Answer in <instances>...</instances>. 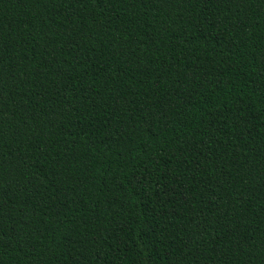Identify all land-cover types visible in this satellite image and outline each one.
Wrapping results in <instances>:
<instances>
[{
    "label": "trees",
    "instance_id": "16d2710c",
    "mask_svg": "<svg viewBox=\"0 0 264 264\" xmlns=\"http://www.w3.org/2000/svg\"><path fill=\"white\" fill-rule=\"evenodd\" d=\"M0 264H264V0H0Z\"/></svg>",
    "mask_w": 264,
    "mask_h": 264
}]
</instances>
